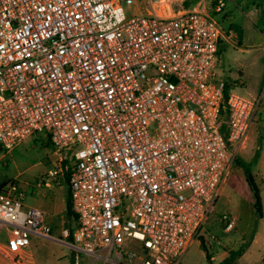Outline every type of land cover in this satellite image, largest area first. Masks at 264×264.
<instances>
[{"label": "built area", "instance_id": "obj_1", "mask_svg": "<svg viewBox=\"0 0 264 264\" xmlns=\"http://www.w3.org/2000/svg\"><path fill=\"white\" fill-rule=\"evenodd\" d=\"M137 1L0 0V151L43 133L72 212L55 238L19 182H1L14 264L31 236L102 264H181L246 141L260 100L215 74L236 38L211 16L224 0Z\"/></svg>", "mask_w": 264, "mask_h": 264}, {"label": "rangeland", "instance_id": "obj_2", "mask_svg": "<svg viewBox=\"0 0 264 264\" xmlns=\"http://www.w3.org/2000/svg\"><path fill=\"white\" fill-rule=\"evenodd\" d=\"M137 2L141 10L146 8V0ZM224 3L222 11L211 16L224 30L230 28L236 38L219 45L216 79L225 83L226 92L260 102L248 138L236 155L212 212L183 253L181 264H218L229 250L246 243L253 230L254 239L235 264H264V0H224ZM134 7L123 5L127 15L133 13ZM57 167L52 147L43 133L30 136L9 152L0 151V183L18 181L22 203L43 211L52 235L60 239L62 229L69 224L65 215L67 187L60 176L53 181L46 177L48 171ZM244 169L249 171L259 191L260 219L253 209L254 195L246 183ZM223 214L235 219V226L228 233L222 230ZM3 240L0 235V242ZM29 249L30 264H102V260L54 240L31 236Z\"/></svg>", "mask_w": 264, "mask_h": 264}, {"label": "trees", "instance_id": "obj_3", "mask_svg": "<svg viewBox=\"0 0 264 264\" xmlns=\"http://www.w3.org/2000/svg\"><path fill=\"white\" fill-rule=\"evenodd\" d=\"M48 143H49V141H48ZM244 175H245L246 183L254 195V203H253L254 212H255L257 218H261L262 210H261V201H260V197H259V191H258L256 185L254 184V181H253L251 174L249 173V171L247 169H244ZM64 181H65L66 187H67V176L66 175L64 176ZM65 215H66L67 221H69V218L72 216V212H71V207H70L68 187H67V196L65 199ZM68 226H69V224H68ZM253 233H254V230L251 233L250 239L246 243L242 244L238 249L229 250L227 252L226 257L224 259H222L218 264H235L236 259L238 257H240L244 253L245 249L248 247V245L251 241V238L253 236ZM202 247L204 248V246H202Z\"/></svg>", "mask_w": 264, "mask_h": 264}, {"label": "crops", "instance_id": "obj_4", "mask_svg": "<svg viewBox=\"0 0 264 264\" xmlns=\"http://www.w3.org/2000/svg\"><path fill=\"white\" fill-rule=\"evenodd\" d=\"M264 36V35H263ZM254 121V120H253ZM252 124H253V122H252ZM251 124V125H252ZM250 125V126H251ZM250 128V127H249ZM247 138H248V136H247ZM247 138H246V140H247ZM246 147V146H245ZM262 217V216H261ZM260 219V218H259ZM254 236H255V232L253 233V236H252V238H251V241H250V243L252 242V240L254 239ZM55 238H57V237H55ZM54 241H57V242H61V241H59V240H54ZM62 243V242H61ZM249 243V244H250ZM64 246H68V245H66V244H64V243H62ZM69 247V246H68ZM71 248V247H70ZM30 254V249H29V246L27 247V249H25L22 253H21V255H20V258H21V260H22V264H30L29 263V259H28V255ZM226 255H227V253H226ZM226 257V256H225ZM224 257V258H225ZM223 258V259H224ZM0 264H14L13 262H12V260H11V258H9L6 254H5V252L2 250V248H0Z\"/></svg>", "mask_w": 264, "mask_h": 264}]
</instances>
